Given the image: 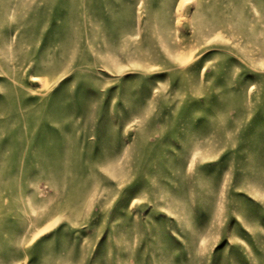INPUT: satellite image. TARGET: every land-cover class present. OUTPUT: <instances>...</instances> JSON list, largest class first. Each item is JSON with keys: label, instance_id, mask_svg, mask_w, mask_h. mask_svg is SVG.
I'll use <instances>...</instances> for the list:
<instances>
[{"label": "rangeland", "instance_id": "rangeland-1", "mask_svg": "<svg viewBox=\"0 0 264 264\" xmlns=\"http://www.w3.org/2000/svg\"><path fill=\"white\" fill-rule=\"evenodd\" d=\"M0 264H264V0H0Z\"/></svg>", "mask_w": 264, "mask_h": 264}]
</instances>
